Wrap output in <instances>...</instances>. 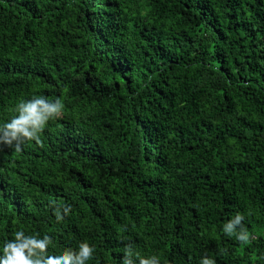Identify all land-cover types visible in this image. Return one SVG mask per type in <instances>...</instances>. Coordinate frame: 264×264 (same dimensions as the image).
I'll return each instance as SVG.
<instances>
[{
  "label": "trees",
  "instance_id": "1",
  "mask_svg": "<svg viewBox=\"0 0 264 264\" xmlns=\"http://www.w3.org/2000/svg\"><path fill=\"white\" fill-rule=\"evenodd\" d=\"M39 96L63 115L0 146V252L264 264V0H0V125Z\"/></svg>",
  "mask_w": 264,
  "mask_h": 264
},
{
  "label": "clouds",
  "instance_id": "2",
  "mask_svg": "<svg viewBox=\"0 0 264 264\" xmlns=\"http://www.w3.org/2000/svg\"><path fill=\"white\" fill-rule=\"evenodd\" d=\"M64 104L60 98L48 100L43 96L33 97L30 100L21 99L13 111L16 113L10 121L0 125V146H6L14 152L23 151L26 144L40 142V137L48 126L49 121L56 120L63 115ZM57 221L71 212L70 206L53 205ZM244 216L237 213L231 220L223 225V233L235 238L241 244H248L250 236L247 227L243 224ZM52 244L51 237L45 235H26L23 230L14 232L13 239L4 242L0 252V264H87L93 259L95 252L88 242H81L78 249H65L59 255L49 253ZM159 264L155 255L145 258L134 252L133 245L128 244L124 249L121 264ZM200 264H216L214 259L205 254Z\"/></svg>",
  "mask_w": 264,
  "mask_h": 264
}]
</instances>
